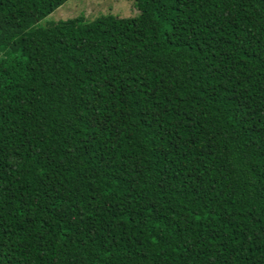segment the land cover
Here are the masks:
<instances>
[{"label":"trees","instance_id":"1","mask_svg":"<svg viewBox=\"0 0 264 264\" xmlns=\"http://www.w3.org/2000/svg\"><path fill=\"white\" fill-rule=\"evenodd\" d=\"M0 0V264H264V0Z\"/></svg>","mask_w":264,"mask_h":264},{"label":"rangeland","instance_id":"2","mask_svg":"<svg viewBox=\"0 0 264 264\" xmlns=\"http://www.w3.org/2000/svg\"><path fill=\"white\" fill-rule=\"evenodd\" d=\"M136 13L133 0H67L38 23L43 26L78 16L83 17L86 21H91L107 14L118 18H126ZM33 25L34 23L26 20L0 22V33L17 34L26 31ZM0 67L3 69L7 67L2 57L0 58Z\"/></svg>","mask_w":264,"mask_h":264}]
</instances>
